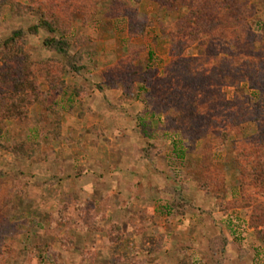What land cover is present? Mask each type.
I'll list each match as a JSON object with an SVG mask.
<instances>
[{"label":"rangeland","instance_id":"374dc122","mask_svg":"<svg viewBox=\"0 0 264 264\" xmlns=\"http://www.w3.org/2000/svg\"><path fill=\"white\" fill-rule=\"evenodd\" d=\"M209 1L197 16L204 5L0 0V42L25 32V53L55 77L26 119L0 121V264H264V179L237 169L239 154L258 156L264 117L244 79L218 88L214 75L256 60L264 80V0ZM229 7L247 10L237 47L218 12ZM51 12L78 73L45 31L28 33ZM220 123L233 136L218 146L206 130Z\"/></svg>","mask_w":264,"mask_h":264},{"label":"trees","instance_id":"16d2710c","mask_svg":"<svg viewBox=\"0 0 264 264\" xmlns=\"http://www.w3.org/2000/svg\"><path fill=\"white\" fill-rule=\"evenodd\" d=\"M162 4V6L170 5L172 3L173 7L176 8H182L185 3H188L190 8H193L194 6H205L203 9L196 8L194 10H191L190 12H193L194 14H201L203 13L208 14V7L204 3L210 2L209 0H159ZM58 8L57 6H55ZM58 9H64V5L59 6ZM230 8V7H229ZM227 8L224 11L222 9H218V12L226 13L227 15L233 16V21L229 23L230 27L232 29H235V31L232 32V42L235 47H237L238 43H242V37L241 34L237 32V26L238 23L240 25L246 26V19L245 12L247 10L242 9H229ZM50 16L52 20L46 19L44 16H42L39 20V23L37 26H34L29 29L28 33L30 34H36L40 29L45 31L48 36L43 43V46L50 52L55 53L57 56H60L65 60V69H69L73 73H78L81 67L78 66L79 62L82 59V56L80 53H75V55H70V49L71 44L69 40L66 38V33L61 29V26L58 24V20L56 19L57 16L54 15L52 12L50 13ZM190 16L188 15L186 19H189ZM198 19V17H195ZM192 18L189 19V21ZM188 22V20H187ZM229 25L225 24V26H219V29L221 30L223 27H228ZM188 26V25H183ZM190 32V29H188ZM219 32L218 36H215L212 41V44L215 48H220L223 41H225L226 35L225 32L222 33V31ZM26 33L23 31H16L12 33L7 39L0 42V121L5 120H15V119H26L28 115V109L33 103H37L38 99H40V91H39V80L43 79L44 81H48L49 88L51 90H54L51 86L53 85V78L51 77V68L47 67L48 64L43 68L41 66V63H36L31 60L30 56L25 53L24 50V37ZM190 37H192L190 35ZM260 40H264V24L261 26V34L259 35ZM230 45V44H228ZM226 44V46H228ZM235 57H237V53H235ZM238 58V57H237ZM233 58H230L231 63H225L220 67V72L223 70L224 75H221L220 72L215 73L214 75H218V77L222 76L223 83L217 85L218 88H221L224 86H237L241 80L244 79L248 83V88L253 92L254 96H257L259 104V109L261 110V117H264V80L258 79V75L261 76V74L257 73L256 70L261 68L259 62L254 60L253 62L248 63V69L244 71L242 68L238 67L235 62L238 61H232ZM62 68H60L61 70ZM262 69V68H261ZM60 72V71H59ZM60 74V73H59ZM263 75V74H262ZM49 79V80H48ZM231 82L228 84V82ZM200 85V84H199ZM204 92L206 93L205 87H201ZM252 96H244L242 95L239 99L243 101H255V99ZM257 101V100H256ZM246 114L245 119L248 117H251L249 121L258 124L259 118H254L249 113L245 112ZM260 121V120H259ZM229 126H232L233 128H239L240 134L241 128L239 127L238 122H234V120H230L228 122ZM214 128L206 130L209 135L214 136L213 140L217 142V145H221L225 142H227L229 139H231V136H233L232 130H226L222 126H226L225 123L216 124ZM220 126V127H218ZM239 134V135H240ZM238 135V136H239ZM258 136V139L260 140L259 146L256 147L259 151L258 156L256 155V150L248 153V154H239V161H238V172L239 174L243 172V169L240 168L243 167H249V170L253 174H258L259 178L264 179V135L261 133ZM13 152L16 153L20 151V148L18 146H15L12 148ZM255 156V157H253ZM245 171V170H244ZM212 242L210 243L211 246Z\"/></svg>","mask_w":264,"mask_h":264},{"label":"crops","instance_id":"0c3cea01","mask_svg":"<svg viewBox=\"0 0 264 264\" xmlns=\"http://www.w3.org/2000/svg\"><path fill=\"white\" fill-rule=\"evenodd\" d=\"M151 219L152 218H156V216L153 214V213H151ZM146 229V231H147V233L149 232V224L147 225V227L145 228ZM174 244H171V246H173ZM167 246H170L169 244H167Z\"/></svg>","mask_w":264,"mask_h":264}]
</instances>
